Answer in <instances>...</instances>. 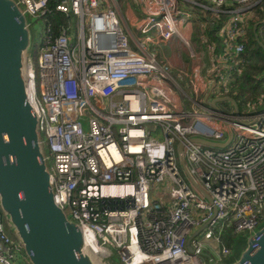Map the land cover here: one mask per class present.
I'll return each mask as SVG.
<instances>
[{
	"label": "built area",
	"instance_id": "obj_1",
	"mask_svg": "<svg viewBox=\"0 0 264 264\" xmlns=\"http://www.w3.org/2000/svg\"><path fill=\"white\" fill-rule=\"evenodd\" d=\"M17 2L28 17L44 19L28 75L53 198L85 241L90 236L92 250L111 256L116 249L122 264H206L186 248L204 225L191 246L226 262L232 248L225 231L251 235L264 218V112L255 109L262 99L249 113L216 111L209 103L218 106L228 80L219 86L184 69L175 74L149 47L177 41L191 61H201L196 19L211 60L230 67L242 61L240 14L253 0ZM216 10L229 15L218 25L220 46L204 31L211 18L203 11ZM55 12L64 15L61 24ZM227 129L224 147L192 140L224 143ZM11 248L20 247L0 221V264H12Z\"/></svg>",
	"mask_w": 264,
	"mask_h": 264
},
{
	"label": "water",
	"instance_id": "obj_2",
	"mask_svg": "<svg viewBox=\"0 0 264 264\" xmlns=\"http://www.w3.org/2000/svg\"><path fill=\"white\" fill-rule=\"evenodd\" d=\"M256 27L253 32L264 48L257 38ZM31 47L28 16L17 0H0V221H4L30 264H112L110 256L92 250L78 223L54 201L51 172L44 158L39 120L33 111L29 88ZM223 100L233 105L235 115L239 114L232 97L223 96L217 101ZM209 104L219 111L216 102ZM261 111L264 112V107ZM230 138L227 129L224 143L192 140L224 147ZM180 162L187 173L183 159ZM193 185L210 200L197 183ZM203 228L204 225L191 234L186 248L191 253L196 251L203 260L206 258L208 264H264V224L249 234L238 258L222 263L208 250H195L191 246L190 240ZM254 234L259 237L254 239ZM254 243L258 245L256 249Z\"/></svg>",
	"mask_w": 264,
	"mask_h": 264
},
{
	"label": "trees",
	"instance_id": "obj_3",
	"mask_svg": "<svg viewBox=\"0 0 264 264\" xmlns=\"http://www.w3.org/2000/svg\"><path fill=\"white\" fill-rule=\"evenodd\" d=\"M264 6V2L261 3ZM259 20L264 19V12L261 9L257 10ZM64 15L55 12L52 18H55L57 24H61L64 21ZM54 31H57V27H53ZM257 37L264 46V23L257 27ZM210 40L215 41L217 45H221L219 35L216 33V26L206 31ZM244 45L243 52L237 58L238 62H229L230 67H227L225 73L228 78V91L224 94L225 96L232 97L239 109L248 106L250 103L258 97L262 99L260 107H264V48L260 46L256 40L255 35L252 32V28L248 30L246 39L241 40ZM239 42V41H238ZM236 61V59H235ZM222 70V71H223ZM259 107V108H260ZM224 242L228 247L232 248V242L234 235L230 232L225 231L223 235ZM232 258L228 257L226 262L231 261Z\"/></svg>",
	"mask_w": 264,
	"mask_h": 264
},
{
	"label": "crops",
	"instance_id": "obj_4",
	"mask_svg": "<svg viewBox=\"0 0 264 264\" xmlns=\"http://www.w3.org/2000/svg\"><path fill=\"white\" fill-rule=\"evenodd\" d=\"M263 2H264V0H253V2H252L253 5L247 9H245L243 12H241L240 18H241V22H242V25L244 28V37L242 38V40L246 39V37L248 35V30L250 28H252V32H253L254 25H257V27H258L260 24L264 23V19L259 20L258 12H257V10H259V9H261V11L264 12V6H261V3H263ZM226 7H229V6H226ZM210 13H212V15H210L209 13H208V15H206V17L211 18V20L210 21L206 20V27H205L204 31H207L208 27L212 28V27L216 26V33L218 35V25L225 23V21L227 20L229 15L226 12H220L219 10H216L213 12L210 11ZM214 20H216V22L212 23L211 21H214ZM191 23L193 24V31H194L193 37H194L195 41L197 42V45L203 46V50L205 51L204 55H206V53H207V56L209 58V60L206 62V64H204L199 59H194L191 61L188 58V56H185L187 54L182 50L181 51L184 52V54H185L184 57L182 55H180V53L176 52L175 48L178 47L177 41H171V42L157 48L156 51H157L158 59L163 63L164 62L170 63L172 65V69L173 70L176 69V71H173V73H175V74L178 73L179 70L184 69L187 74L197 73L203 77H208L211 80V83L214 85L216 83V81L218 82L217 73L224 67L225 64L222 61L220 62L219 60H217L216 62L211 60V58H210L211 52L209 51L208 43H201L200 40L198 39L199 34L203 31L201 25L197 23L196 19L191 20ZM257 27H256V30H257ZM253 34H254V32H253ZM256 35H257V32H256ZM219 38L222 42L223 37L219 36ZM209 39H210V37H209ZM219 64H220V67L216 68V67H218ZM227 65H229V64H226V66ZM221 79L222 80L223 79L228 80V78L225 76L221 77ZM227 87H228V84H227ZM223 96H225V95H222L221 97H223ZM256 99L254 100V102L256 101ZM251 105L252 104H249L247 107H250ZM232 107H233V105H232ZM240 110L241 109H239V111ZM231 112L234 113V107H233V110Z\"/></svg>",
	"mask_w": 264,
	"mask_h": 264
},
{
	"label": "rangeland",
	"instance_id": "obj_5",
	"mask_svg": "<svg viewBox=\"0 0 264 264\" xmlns=\"http://www.w3.org/2000/svg\"><path fill=\"white\" fill-rule=\"evenodd\" d=\"M127 0H119L120 4L123 5ZM187 6V5H184ZM205 12V16L208 15V13L210 15H212V13H210V11H203ZM213 12V11H212ZM29 23H30V28H31V34H32V52L34 53V55H37L38 52V48L39 45L42 41V38L44 36V19L43 18H38V17H28ZM71 32L74 33V26H72ZM132 47L134 48V46L132 45ZM149 49L151 51H156V49H154L153 47H149ZM176 52L180 53V55H182L184 57V52H182L178 47L175 48ZM188 56V55H185ZM189 58V57H188ZM209 60L207 53L206 55H204L201 59V61L206 64V62ZM221 69L218 73H217V80L219 82V86L224 85L225 83L223 82V80L221 79V77L223 75H226L225 70ZM176 71V69H172V72ZM218 107L220 108L221 111L226 112V113H230L233 110V107L231 105L230 102L228 101H220L218 102ZM259 106H257L255 109L257 111H260L262 108ZM252 109L250 107H242L240 112L241 114L243 112L245 113H249ZM42 139L45 138L44 134H42L41 136ZM44 151L48 152V148L47 146H44ZM2 223L5 225L4 221L1 220ZM264 224V218L261 220L259 227H261ZM258 227V228H259ZM6 229L8 230V228L6 227ZM8 232H10L8 230ZM249 231L245 230V231H240L238 232L236 235H234L233 237V242H232V252L230 254V258L234 259V258H238L240 255V251L245 247L246 243H247V239L249 236ZM112 253L111 256L109 258V262H111L112 264H122L120 262L119 256L116 252V249H111ZM11 254H12V258L10 259V262L12 264H30L28 262L27 257L24 255L23 250L22 249H15V248H11ZM205 263H207L206 258L204 259ZM208 264V263H207Z\"/></svg>",
	"mask_w": 264,
	"mask_h": 264
},
{
	"label": "bare ground",
	"instance_id": "obj_6",
	"mask_svg": "<svg viewBox=\"0 0 264 264\" xmlns=\"http://www.w3.org/2000/svg\"><path fill=\"white\" fill-rule=\"evenodd\" d=\"M111 189H116V188L112 187ZM89 237H90V236L87 234V236H86V243H87V241L90 239Z\"/></svg>",
	"mask_w": 264,
	"mask_h": 264
}]
</instances>
